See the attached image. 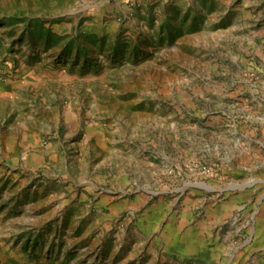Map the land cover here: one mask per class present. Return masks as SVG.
<instances>
[{
  "label": "rangeland",
  "instance_id": "1",
  "mask_svg": "<svg viewBox=\"0 0 264 264\" xmlns=\"http://www.w3.org/2000/svg\"><path fill=\"white\" fill-rule=\"evenodd\" d=\"M21 67L43 80L24 86ZM263 121L264 0H0V201L40 214L30 236L61 226L75 253L102 249L103 264H264V173L241 174L226 155L259 150ZM65 187L75 204L61 213ZM198 188L209 190L201 201L244 198L209 230L214 256L142 251ZM108 191L144 200L110 214L99 243L94 218L69 217L98 218ZM152 205L159 221L146 231L139 217ZM61 214L65 227L52 222Z\"/></svg>",
  "mask_w": 264,
  "mask_h": 264
},
{
  "label": "crops",
  "instance_id": "2",
  "mask_svg": "<svg viewBox=\"0 0 264 264\" xmlns=\"http://www.w3.org/2000/svg\"><path fill=\"white\" fill-rule=\"evenodd\" d=\"M18 71L23 76V80L21 82L25 84L24 86H33L43 80L40 77H37V75L33 72L25 69V67H21ZM85 131V140L89 141L96 138L93 137L94 134L91 129L85 128ZM248 140L247 145H250L253 140ZM255 143L260 147L259 150L256 149V152H252L251 149H249V152L241 150L238 151V149L234 146V149L231 147V150H229L230 153L226 154L230 160L235 161L236 164L234 167L241 174L249 172L255 173L257 171L264 173V141L262 143H258L256 140ZM217 147H221L224 150L229 149V141H220L219 144H216L215 148L217 149ZM261 182L264 183V179H262ZM65 189L66 191H63L57 198L54 199V202L56 203V206L59 207V211L61 213H65L67 209L75 204L74 199L72 198V195L75 193L68 191L69 189H67V187H65ZM206 190L207 188H204V190L203 188H198L188 192L187 196L180 202L179 206H181V208L177 210V214L172 217H166L163 221L160 220L158 223V225H160V237L147 238L146 242H140L139 248L142 249V251L153 253L163 252L165 254L179 256L181 258L204 256L213 257L215 254L214 250H216V248L210 247L208 238L209 230L215 223L229 217L234 212L237 205L243 202L244 198L241 196L239 189H233L234 191L231 190L233 195L230 196L227 201H201V193ZM90 200L91 199L88 194L82 193L78 202L83 201L84 203L82 206L88 208L89 205L87 202H90ZM143 200L144 199L142 197L139 198V196L136 195L134 197H128L124 200H120L115 196L113 191H108L106 195L99 194L97 196V200L95 202L96 206L99 208L97 213L101 212L100 215H98V218L92 217L89 210L86 209L85 211L79 212L76 216H70V222H74L75 220L79 221L78 223H86L89 220L93 222L94 218L93 223L95 226L97 228L100 226V231L95 234V237L96 239H99V243H101V239L105 232L104 230H108V227L105 226L111 224V222L107 221L109 215L119 213L125 209V207L134 211L135 207H139ZM11 204L12 203L7 201V199L0 201V239L8 238L14 241L16 240V242L13 243V241H7L8 243H6L4 241H0V264L107 263V261L104 260V252L102 249L93 251L91 247L86 245H76V247H79V253L82 254L75 253V250L72 249L74 246L73 239H76L75 237H72L73 232L65 233L64 231H61L64 229L61 226H59L60 230L58 231L52 229V233L47 232L48 234L41 235L38 234L37 231L35 233L36 235L34 234L30 236L28 232L29 226L34 225L39 219H41L40 214L29 211V207L27 206H16V209L23 208L22 211H15L12 213L10 211ZM152 206L151 212L149 209H146V211L139 217V224L146 231L150 230L151 226L159 221L158 216L153 213L156 206ZM195 206L196 208H202V218L188 216L187 213H189V211ZM105 210H108L109 214H103L102 211ZM263 213L264 212H262V215ZM4 216H6V218ZM59 218L60 219L57 222L48 218L47 222L49 223L52 221L53 223H60L61 225L63 223L65 227L67 224V218L62 217V214ZM9 222H12V224ZM9 226L15 228L8 230L6 227ZM77 235L78 234H76V236ZM113 237H115L116 242L119 243L127 239L129 240V237L125 238L124 234H122V237L119 234L113 235ZM153 242H156L155 245H153ZM111 247L112 250L113 248L115 250L120 247V244L117 246V243H115V245H111ZM129 253L131 254V252Z\"/></svg>",
  "mask_w": 264,
  "mask_h": 264
},
{
  "label": "built area",
  "instance_id": "3",
  "mask_svg": "<svg viewBox=\"0 0 264 264\" xmlns=\"http://www.w3.org/2000/svg\"><path fill=\"white\" fill-rule=\"evenodd\" d=\"M49 141H48V139H45V140H43V146L46 148V147H48L49 146Z\"/></svg>",
  "mask_w": 264,
  "mask_h": 264
}]
</instances>
